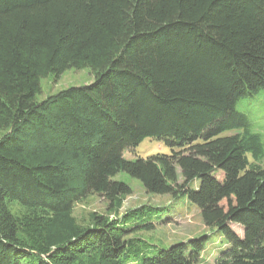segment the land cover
<instances>
[{
	"label": "trees",
	"instance_id": "trees-1",
	"mask_svg": "<svg viewBox=\"0 0 264 264\" xmlns=\"http://www.w3.org/2000/svg\"><path fill=\"white\" fill-rule=\"evenodd\" d=\"M82 66L90 83L36 101ZM263 91L264 0H0V264H198L207 234L129 238L158 209L118 216L119 172L195 205L226 244L213 264H264V143L237 109ZM145 138L169 152L124 156ZM93 193L113 218L82 227L72 206Z\"/></svg>",
	"mask_w": 264,
	"mask_h": 264
},
{
	"label": "rangeland",
	"instance_id": "rangeland-1",
	"mask_svg": "<svg viewBox=\"0 0 264 264\" xmlns=\"http://www.w3.org/2000/svg\"><path fill=\"white\" fill-rule=\"evenodd\" d=\"M93 78V72L88 66L69 68L59 76L50 74L42 77L40 79V92L36 95V101H42L49 95L56 94L71 86L88 84ZM237 109L250 114L255 125L254 131L260 133L264 143V91L252 99L242 101L237 105ZM168 152V147L161 141L145 138L133 150L125 151L124 156L134 159L137 156L146 157L156 153ZM262 163L264 165V160ZM114 179L125 182L131 188V194L124 199L118 216H124L126 213L132 214L138 210L158 209L156 212L158 215L151 220L153 228L149 230L141 228V230L129 235V238H137L148 243L150 247H168L174 243L207 234L209 239L198 264H213L218 252L226 246L217 232L205 226L199 209L186 198L174 199L170 195L149 194L137 179L124 172L117 173ZM179 181H182L180 174ZM8 205L10 212L20 223L27 222L31 229L36 225L37 219L30 210L16 202ZM108 206V201L103 196L93 193L75 202L71 214L80 226L85 227L90 224L92 214L113 218V215H108ZM231 227L242 235V230L237 225L231 224ZM24 228L26 227L24 226ZM29 231L30 229H28ZM20 237L22 241L31 243V233L27 236L20 234Z\"/></svg>",
	"mask_w": 264,
	"mask_h": 264
}]
</instances>
